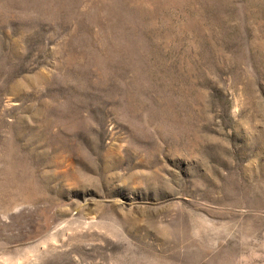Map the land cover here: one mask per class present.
Listing matches in <instances>:
<instances>
[{
  "label": "rangeland",
  "instance_id": "1",
  "mask_svg": "<svg viewBox=\"0 0 264 264\" xmlns=\"http://www.w3.org/2000/svg\"><path fill=\"white\" fill-rule=\"evenodd\" d=\"M0 264H264V0H0Z\"/></svg>",
  "mask_w": 264,
  "mask_h": 264
}]
</instances>
